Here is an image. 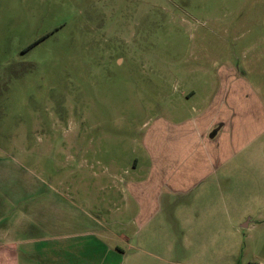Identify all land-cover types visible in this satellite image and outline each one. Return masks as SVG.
Masks as SVG:
<instances>
[{"label":"rangeland","instance_id":"1","mask_svg":"<svg viewBox=\"0 0 264 264\" xmlns=\"http://www.w3.org/2000/svg\"><path fill=\"white\" fill-rule=\"evenodd\" d=\"M238 77L255 87L248 109L264 114V0H0L7 220L23 213L24 225L62 226L70 213L72 222L92 223L86 213L112 228V175L143 174L147 124L189 116L216 79ZM258 144L264 165V130ZM258 172L264 198V166ZM245 184L250 203L255 183ZM252 217L224 247L163 248L162 264L187 256L193 264H264V209ZM131 218L117 226L132 238Z\"/></svg>","mask_w":264,"mask_h":264},{"label":"crops","instance_id":"2","mask_svg":"<svg viewBox=\"0 0 264 264\" xmlns=\"http://www.w3.org/2000/svg\"><path fill=\"white\" fill-rule=\"evenodd\" d=\"M225 80L216 79L207 97L190 107L189 116L178 120L163 114L147 124L143 174L126 178L116 169L112 175L110 212L117 222L111 230L86 213L92 223L72 222L66 213L62 226H41L32 219L24 225L22 212L21 219L17 214L11 222L0 203V264H162L163 248L171 255L176 248L224 247L240 226L256 222L252 215L264 209L257 186L264 166L258 144L264 114L257 105L248 109L255 87L244 77ZM185 95L194 97L196 91ZM242 183H255L250 203ZM125 215L137 224L132 238L117 226ZM109 232L111 243L105 240ZM194 260L187 256L180 263Z\"/></svg>","mask_w":264,"mask_h":264},{"label":"water","instance_id":"3","mask_svg":"<svg viewBox=\"0 0 264 264\" xmlns=\"http://www.w3.org/2000/svg\"><path fill=\"white\" fill-rule=\"evenodd\" d=\"M216 132H217V130L215 129V130L212 132L211 136H213Z\"/></svg>","mask_w":264,"mask_h":264},{"label":"trees","instance_id":"4","mask_svg":"<svg viewBox=\"0 0 264 264\" xmlns=\"http://www.w3.org/2000/svg\"><path fill=\"white\" fill-rule=\"evenodd\" d=\"M249 264H257V263H249Z\"/></svg>","mask_w":264,"mask_h":264}]
</instances>
